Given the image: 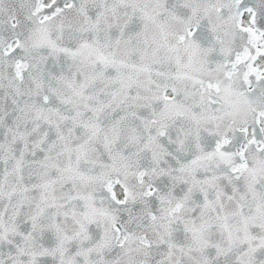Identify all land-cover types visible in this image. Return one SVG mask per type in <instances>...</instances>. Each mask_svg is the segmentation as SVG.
<instances>
[{
  "label": "snow or ice",
  "instance_id": "6c2138e0",
  "mask_svg": "<svg viewBox=\"0 0 264 264\" xmlns=\"http://www.w3.org/2000/svg\"><path fill=\"white\" fill-rule=\"evenodd\" d=\"M0 264H264V0H0Z\"/></svg>",
  "mask_w": 264,
  "mask_h": 264
}]
</instances>
